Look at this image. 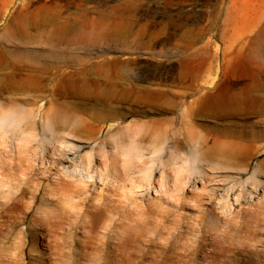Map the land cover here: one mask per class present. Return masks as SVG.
Masks as SVG:
<instances>
[{
	"label": "rangeland",
	"instance_id": "374dc122",
	"mask_svg": "<svg viewBox=\"0 0 264 264\" xmlns=\"http://www.w3.org/2000/svg\"><path fill=\"white\" fill-rule=\"evenodd\" d=\"M0 103V264H264V0H0Z\"/></svg>",
	"mask_w": 264,
	"mask_h": 264
},
{
	"label": "bare ground",
	"instance_id": "6f19581e",
	"mask_svg": "<svg viewBox=\"0 0 264 264\" xmlns=\"http://www.w3.org/2000/svg\"><path fill=\"white\" fill-rule=\"evenodd\" d=\"M40 93H41V89H35L34 90V95H36V96H38V95H40ZM2 107L4 108V105L2 104V103H0V135L2 134V133H6V127H5V125L6 124H8V118H7V116H6V111L4 112L3 110L4 109H2ZM8 107H9V105H8ZM7 110V109H6ZM11 111V110H10ZM26 113V112H25ZM34 109H30L25 115L27 116V117H34ZM43 116V115H42ZM19 116H17V119H19L18 118ZM15 119V118H14ZM13 122V121H12ZM65 123V125H64V123ZM46 125H47V128L52 132V133H54L55 131H57V130H59V129H64V130H66V129H70V131H74L71 127H69V122H67V121H62L61 120V118H60V116L57 114V112H56V109L54 108L53 109V112H52V115H50L48 118H47V121H46ZM29 126L33 129V128H39V120L38 119H33V120H31L30 121V123H29ZM138 135V134H137ZM171 136L173 137V139L176 141V144L174 145L175 146V149L176 150H178L179 148H181L182 146H183V144H184V142H185V140L186 139H188V143H190V141H192L193 140V143L191 144L190 143V145L194 148V150L195 151H197L198 149H200L201 147H203L204 149H203V151L201 152V150H200V152L201 153H203V155H205V157L206 158H208V159H215V160H217V161H219V162H221V163H227V164H230V163H233L234 165H239V164H242V162L244 163V161H245V159L247 158L246 157V154L245 153H241V152H238V151H231L230 150V148H227V144H226V142L225 141H215L212 145H206L207 143H206V140H207V138H200V136H196L195 134H189V133H187V132H185V131H172V134H171ZM180 136H183L182 138L180 137ZM140 139L142 140V137L140 136ZM187 141V140H186ZM129 151H127V152H125V153H123L125 156H129V157H134L133 155H136L137 153H138V148L137 147H132V148H130V149H128ZM194 150H193V153H194ZM28 151H30V153H33V150H31V148H29L28 149ZM34 154V153H33ZM35 154H36V152H35ZM131 157V158H132ZM137 157V156H136ZM197 153L195 152L194 153V155H193V159H192V165H191V175H199V176H201L202 174H201V171H199L197 168H196V166H195V164L197 163ZM63 161H65V159L64 158H62V157H57L56 159H54L53 160V162H55V163H59V162H63ZM215 163V162H214ZM262 167V162H259V164H258V168H257V172H260L261 171V168ZM46 168V172L47 173H49L50 172V168H51V166L50 167H45ZM28 169H30V170H32V169H35V166H34V164L31 162V163H29L28 164ZM45 170V169H44ZM43 172V171H42ZM44 173V172H43ZM180 173H181V170L178 168V169H176V177L177 178H179V175H180ZM80 175H81V177L82 178H85V177H92V175H90V174H88L87 173V175H85L83 172H82V170H80ZM44 177V176H43ZM47 177V176H46ZM82 178H80L79 179V182L81 181V182H83V183H85L86 185H87V183L89 182V181H87L86 179H82ZM180 179V178H179ZM180 181V180H179ZM178 184V183H177ZM163 185V184H162ZM37 187V186H36ZM142 187V186H141ZM179 187V186H178ZM181 187H182V185H181ZM37 189V188H36ZM41 189V188H40ZM182 189V188H181ZM35 190V189H34ZM168 190V189H167ZM166 191V190H165ZM169 191V190H168ZM35 193H37V192H35ZM35 195V194H34ZM37 195V194H36ZM35 195V197H33V198H37V196ZM98 201V200H97ZM118 201H119V199H118ZM96 205V204H95ZM103 205V204H102ZM112 205H114V204H112ZM97 207V206H96ZM98 210V209H97ZM102 210V209H101ZM104 210H106V209H104ZM114 210V209H113ZM94 211V210H93ZM93 211H92V213H93ZM103 211V210H102ZM159 211V210H158ZM168 211V210H167ZM105 212V211H104ZM111 212V211H110ZM161 212H163V211H160V213ZM105 213H107V211L105 212ZM164 213V212H163ZM162 213V214H163ZM94 214V213H93ZM87 216V215H86ZM97 216V215H96ZM165 216V215H164ZM163 217V216H162ZM91 223V222H90ZM93 223H94V221H93ZM93 225V224H92ZM88 227V226H87ZM86 227V228H87ZM92 227V226H91ZM90 229V228H89ZM88 229V230H89ZM86 230V229H85ZM97 233V232H96ZM92 234H93V232H92ZM94 235V234H93ZM89 236H91V235H89ZM122 237V236H121ZM120 237V238H121ZM96 240H97V238H95ZM118 239V238H117ZM116 239V240H117ZM102 240V239H101ZM119 240V239H118ZM128 240V239H127ZM131 240V239H130ZM94 241V240H93ZM92 241V242H93ZM98 241H99V239H98ZM135 241V240H134ZM96 241H94V243L93 244H97V243H95ZM102 242H103V240H102ZM126 242V241H125ZM125 242H123V239H122V241H119V242H115L116 244L113 246V248L111 249V250H107V248H108V246L107 245H109V244H107V245H105L104 243H105V241H104V245H98L97 244V246H99V247H97L98 248V250L101 252V254H98L97 256H99V255H101V258H100V263L99 264H122L124 261H127V262H131L133 259V256H132V254H135L134 253V251L132 250V249H130V248H128L127 247V244L125 245ZM131 242V241H130ZM91 243V242H90ZM100 243H101V241H100ZM107 243V242H106ZM138 243V242H137ZM93 244H91V245H93ZM111 244V243H110ZM131 244V243H130ZM129 244V245H130ZM141 244V243H140ZM144 245V244H143ZM146 245V244H145ZM144 245V246H145ZM186 245V244H185ZM188 245V244H187ZM192 245V244H191ZM86 246H87V243H86ZM109 246H111V245H109ZM131 246H133V245H131ZM130 246V247H131ZM148 246V245H147ZM194 246V245H193ZM91 247V246H90ZM95 248L94 249H97L96 248V246H94ZM135 247V246H134ZM141 248V247H140ZM175 248H177V247H175ZM179 248V247H178ZM196 248H197V246H196ZM92 249V248H91ZM93 249V250H94ZM110 249V248H109ZM185 249V248H184ZM190 249H191V247H190ZM189 249V250H190ZM195 249V248H194ZM198 249V248H197ZM135 250V249H134ZM140 250V249H139ZM166 250V249H165ZM97 251V250H96ZM135 251H137V250H135ZM148 251V250H147ZM195 251V250H194ZM198 251V250H197ZM144 252V251H143ZM189 252V251H188ZM192 252V251H191ZM191 252H189V253H191ZM94 253H95V255H96V252L94 251ZM99 253V252H98ZM145 253V252H144ZM148 253H149V251H148ZM161 253V252H160ZM180 253V252H179ZM192 253H194V252H192ZM197 253V252H196ZM150 254V253H149ZM153 255V254H152ZM151 255V256H152ZM173 254H171V256H172ZM181 255V254H180ZM183 255H185L184 253H183ZM188 255V254H187ZM194 255V254H193ZM164 256V255H163ZM163 256H161L159 259H156V261H155V259H154V263L155 264H187L188 263V260L186 259V261H185V263H182V261H181V259H179V260H176V259H174V258H168L166 255V257H165V259H164V257ZM169 256H170V254H169ZM170 256V257H171ZM186 256V255H185ZM136 257V256H135ZM141 257H144L145 258V255H141ZM147 257H149V256H147ZM157 257V256H156ZM155 257V258H156ZM173 257V256H172ZM176 257V256H175ZM184 257V256H183ZM183 257H182V259H183ZM190 257V256H189ZM188 257V258H189ZM144 258H141L138 262H144ZM135 259V258H134ZM147 259V258H146ZM164 259V260H163ZM95 260H97V258L96 259H94V261ZM98 261H99V258H98ZM97 261V262H98ZM135 261H136V259L133 261L134 262V264H137V263H135ZM148 261V260H147ZM151 261V260H150ZM181 261V262H180ZM96 262V261H95ZM146 262V261H145ZM143 263V264H147V263ZM149 262V261H148ZM184 262V261H183ZM125 263V262H124ZM192 263V262H191ZM213 263V262H212ZM96 264V263H95ZM98 264V263H97ZM130 264V263H129ZM141 264V263H140ZM148 264H151V263H148ZM153 264V263H152Z\"/></svg>",
	"mask_w": 264,
	"mask_h": 264
}]
</instances>
